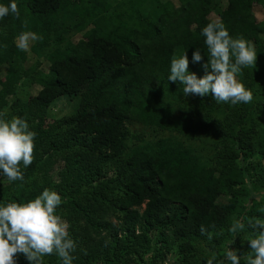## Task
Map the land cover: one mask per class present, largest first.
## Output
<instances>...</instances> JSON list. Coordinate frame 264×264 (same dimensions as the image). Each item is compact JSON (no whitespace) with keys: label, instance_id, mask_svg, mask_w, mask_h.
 <instances>
[{"label":"trees","instance_id":"16d2710c","mask_svg":"<svg viewBox=\"0 0 264 264\" xmlns=\"http://www.w3.org/2000/svg\"><path fill=\"white\" fill-rule=\"evenodd\" d=\"M220 1L226 2L218 10L220 22L230 36L244 38L257 52V65L238 74L253 93L248 104L218 103L211 94L184 96L183 84L168 79L172 58L184 53L190 74L198 79L207 74L203 65L209 53L202 30L213 21L208 15ZM12 2L0 0L6 6ZM15 2L19 17L9 13L0 19V52L9 63L0 110L10 106L36 133L35 158L27 168L21 164L23 181H9L0 170V206L30 202L45 189L73 193L60 212L76 244L72 264H127L125 258L149 243L150 231L157 232L160 250L177 243L185 252L184 264L197 261L193 243L198 240L218 248L224 238L218 231L229 225L239 196L248 192L249 170L242 164L255 150L264 156V126L258 127L264 113V19L251 16L252 6L264 0L165 1L151 11L142 9V0ZM23 32L40 37L32 48L49 63L46 72L34 77L40 88L32 97L33 111L29 100H6L24 72L27 54L16 43ZM78 33L81 37L73 41ZM197 50L202 54L199 63L193 61ZM59 96L77 97V106L44 128L47 108ZM128 121L175 131L184 139L170 134L145 140L130 132ZM203 135L219 143L211 164L186 142ZM60 161V179L53 182L49 173ZM257 180L263 192L251 198L250 212L243 215L254 237L258 232L248 221L264 219V167ZM222 194L232 199L217 202ZM202 225L212 233L211 240L201 234ZM51 256L44 264H63L56 254ZM16 264L33 262L21 253Z\"/></svg>","mask_w":264,"mask_h":264},{"label":"clouds","instance_id":"9594fccd","mask_svg":"<svg viewBox=\"0 0 264 264\" xmlns=\"http://www.w3.org/2000/svg\"><path fill=\"white\" fill-rule=\"evenodd\" d=\"M9 13L19 17L18 5L13 0L10 6L0 4V19ZM206 37L209 60L203 65L206 75L203 78L189 73V59L186 53L171 60L170 81L179 80L183 84V94L201 97L211 94L218 103L248 104L253 100V93L238 79L242 68L257 65V52L254 46L244 38L234 39L225 25L214 20L203 28ZM40 39L33 32H23L17 39V47L28 51L30 42ZM202 54L194 52L193 61L199 63ZM209 68L211 71H208ZM36 133L29 130L28 123L19 117L10 121L0 118V170L9 181L25 179L21 164L27 168L32 164L35 153ZM62 203L61 196L45 189L41 195L26 203L10 202L0 206V264H16L18 254L33 264H44L43 257L56 254L63 264H72L76 244L69 237V225L56 214ZM248 226L258 232L255 238H249L254 253L244 257L245 264H264V220L253 218ZM245 224L239 220L232 223L229 231L233 234L242 232ZM201 234L211 240L212 233L203 225ZM215 257L207 264H213ZM225 259L229 264H240L241 257L236 251L228 250Z\"/></svg>","mask_w":264,"mask_h":264},{"label":"rangeland","instance_id":"374dc122","mask_svg":"<svg viewBox=\"0 0 264 264\" xmlns=\"http://www.w3.org/2000/svg\"><path fill=\"white\" fill-rule=\"evenodd\" d=\"M170 1L174 5H178L179 0H142V9L144 11H151L155 10L156 6H158L159 2ZM226 8V2L220 1L215 9H212L209 13V18L214 20L220 21V16L218 10H222ZM251 16L255 21H260L264 19V4L255 3L251 8ZM81 37V34H74L71 39L73 41L78 40ZM264 38V35L262 36ZM35 41L30 42L29 50L26 51L27 57L23 61V73L20 80L15 85L14 94H10L6 96V100L9 102L12 101L14 98H20L23 100H29L28 105L29 108L33 111L36 106L32 101V97L37 93L39 90V85L35 83L34 77L37 76V73L40 71L46 72L49 68V63L43 56V54L35 53L32 46ZM9 68L8 58L3 52H0V89L4 85H8L6 79V72ZM78 103V98L75 96H59L55 98L47 108V113L45 117L42 119L41 124L44 128L50 127L53 125L58 119L65 117L72 113ZM11 104V103H10ZM264 109L261 110V112ZM14 114L11 113L10 106L0 110V118L10 121L14 118ZM247 123L245 126H248ZM259 129L260 126H264V113H260L259 118ZM127 127L132 134L138 135L145 140H156L159 137L166 136L172 134L175 137L184 139V136L178 134L175 131H160L157 129H153L147 126H143L138 121H128ZM262 136V132L259 131L258 138ZM187 139V138H186ZM136 140V139H134ZM186 141V140H185ZM187 143H189L197 153L200 155L202 161H206L207 163L210 162V159L213 153L216 150L217 144L219 145L218 140L209 136H195L188 138ZM256 152V150H255ZM253 152L252 158L249 159V162L246 161L242 164V166L248 169L249 175L247 176L246 186L248 187V192L245 195L239 196L238 204L235 206L234 211L230 215V222L227 227L221 228L218 233L224 235L223 242L219 245L218 248H209L207 246L206 240H198L193 243L194 253L197 255L198 259L196 262H191V257H187L191 263L188 264H200V260H204L205 264L209 259L215 257L213 264H229V262L225 259V254L228 250L236 251L237 255L241 257L240 264H245L244 257L248 255H252L254 258V253L250 247L249 238H255L257 235L252 236L251 231L245 225V229L237 234H233L229 231L232 223L236 220L241 221L245 224L243 215L244 213L247 215L250 210L247 209L250 206L251 198H258L259 194L262 193L263 189L260 187V183L257 180V173H259L264 167V156L261 157L259 153ZM250 163V164H249ZM211 164V162L209 163ZM63 169V163L60 161L54 165L51 172L49 173L50 178L53 182H57L60 179V172ZM108 175H111L109 171ZM4 184L8 186L7 188L14 189L9 181H4ZM86 188V186H84ZM53 191V190H52ZM58 193V192H57ZM62 198V203L56 209V214L61 217L63 221L67 223L66 218L60 214L63 211V203L69 199L71 194H60ZM231 196L229 194H222L220 195L216 201L217 202H227L230 201ZM112 221H115V218H111ZM264 220V219H263ZM68 224V223H67ZM157 232L150 231L148 233L149 243L140 248L139 251L133 253L131 258H125L124 261L127 264H184L185 252H182L177 247L179 245L177 243L172 245L170 250H160L158 249L159 243L157 242ZM193 251V250H192ZM187 260V261H188ZM43 261L46 263H50L52 261V256H45L43 257ZM93 264H102L100 261L93 262Z\"/></svg>","mask_w":264,"mask_h":264}]
</instances>
